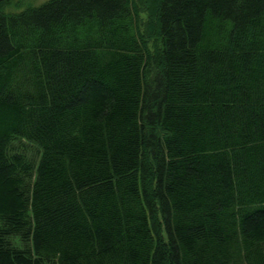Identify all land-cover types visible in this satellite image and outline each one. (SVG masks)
I'll use <instances>...</instances> for the list:
<instances>
[{
  "label": "trees",
  "instance_id": "1",
  "mask_svg": "<svg viewBox=\"0 0 264 264\" xmlns=\"http://www.w3.org/2000/svg\"><path fill=\"white\" fill-rule=\"evenodd\" d=\"M131 1L0 0V264H264V0Z\"/></svg>",
  "mask_w": 264,
  "mask_h": 264
},
{
  "label": "rangeland",
  "instance_id": "2",
  "mask_svg": "<svg viewBox=\"0 0 264 264\" xmlns=\"http://www.w3.org/2000/svg\"><path fill=\"white\" fill-rule=\"evenodd\" d=\"M48 0H14L15 6L12 7V10L16 11L19 9H23L26 4H31L34 6H39L40 4L46 2ZM132 4L135 7V10L137 11V15H138V26L140 28V31L142 33V35L144 37H146V39H150L147 43H148V47L153 50V41L151 40V38H154V34L155 31L154 26L152 23L153 21H150V15L149 12L147 11V9H145V7H143V5L145 6V4L143 3L142 0H132L131 1ZM143 5H142V3ZM6 9H8L9 11L11 10L10 7L8 6ZM154 23V22H153ZM152 24V26H151Z\"/></svg>",
  "mask_w": 264,
  "mask_h": 264
}]
</instances>
